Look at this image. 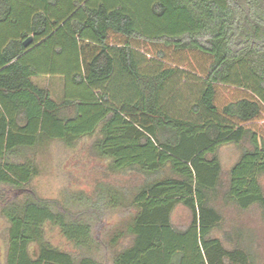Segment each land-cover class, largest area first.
<instances>
[{
  "label": "trees",
  "instance_id": "obj_1",
  "mask_svg": "<svg viewBox=\"0 0 264 264\" xmlns=\"http://www.w3.org/2000/svg\"><path fill=\"white\" fill-rule=\"evenodd\" d=\"M150 13L160 22L147 31L120 5L0 0L6 264H256L240 229L222 235L231 249L212 234L221 205L264 217V0H154ZM47 64L65 79L60 103L32 82ZM180 75L200 84L191 101L177 96ZM99 126L97 156L140 184L39 198L29 154L72 147ZM227 144L248 147L223 181L217 151ZM177 205L190 212L183 228L171 221ZM113 213L126 218L101 237ZM47 227L72 251L53 246Z\"/></svg>",
  "mask_w": 264,
  "mask_h": 264
},
{
  "label": "rangeland",
  "instance_id": "obj_2",
  "mask_svg": "<svg viewBox=\"0 0 264 264\" xmlns=\"http://www.w3.org/2000/svg\"><path fill=\"white\" fill-rule=\"evenodd\" d=\"M108 3L110 6H123L131 11L146 26V30H153L152 25L160 22L150 13V6L154 0H96ZM167 22L163 21V29ZM151 28V29H150ZM47 79L41 78L37 81L39 85H45ZM55 82V81H53ZM200 87L198 81L183 79L180 75L178 79L177 96H184L188 100L196 97ZM54 95L59 94V88L51 89ZM181 108V107H180ZM184 112L185 108H183ZM187 115V113L185 114ZM99 126L95 136L85 137L79 140L74 146L67 147L62 142L53 141L38 148L29 156L35 159L38 173L33 179L31 188L36 195L42 199H60L65 192L82 191L90 193L97 182L109 183L115 186L132 187L140 184L141 177L132 172L114 173L109 169V161L97 156L93 149L95 138L100 136ZM246 144L235 146L233 144L223 145L218 148L217 155L222 168L223 181L227 178V173L231 166L237 161L241 148H247ZM260 185L264 192V176L260 178ZM223 222L219 230L212 236L220 239L227 249L233 247L223 241V233L238 228L242 231L243 240L240 245L251 250L255 255L256 264H264V217L258 208L253 207L248 211H239L233 206H219ZM122 214L113 213L105 222L101 229L103 232L111 233L125 218ZM174 227L183 228L190 221V212L182 205H177L171 217ZM9 224L0 214V264H6L7 253V230ZM108 233V234H109ZM46 239L60 250L71 252V247L60 237L56 230L50 227L46 229ZM32 250V249H31ZM100 260L107 258L102 251Z\"/></svg>",
  "mask_w": 264,
  "mask_h": 264
},
{
  "label": "crops",
  "instance_id": "obj_3",
  "mask_svg": "<svg viewBox=\"0 0 264 264\" xmlns=\"http://www.w3.org/2000/svg\"><path fill=\"white\" fill-rule=\"evenodd\" d=\"M26 42V41H25ZM32 40L30 39L29 45L31 44ZM28 45V46H29ZM27 46V47H28ZM50 70L49 64H47L43 69L42 72L45 74H42L40 76L37 77H33L32 78V82L35 86L42 88V89H46L48 90L50 97L53 101H55L56 103H60L63 100V96H64V90H65V79L62 75L60 74H56V75H49L48 72ZM41 78H46L47 81L45 83V85H39L37 83V81ZM55 81V82H53ZM57 88H59V94L54 95L52 90H56Z\"/></svg>",
  "mask_w": 264,
  "mask_h": 264
},
{
  "label": "water",
  "instance_id": "obj_4",
  "mask_svg": "<svg viewBox=\"0 0 264 264\" xmlns=\"http://www.w3.org/2000/svg\"><path fill=\"white\" fill-rule=\"evenodd\" d=\"M30 39H28L26 42H24V46L27 47L29 45Z\"/></svg>",
  "mask_w": 264,
  "mask_h": 264
}]
</instances>
